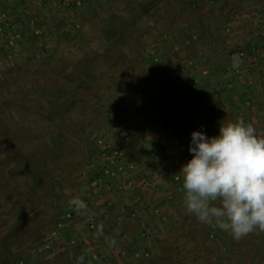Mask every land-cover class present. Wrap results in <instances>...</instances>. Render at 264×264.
Segmentation results:
<instances>
[{
	"label": "rangeland",
	"instance_id": "374dc122",
	"mask_svg": "<svg viewBox=\"0 0 264 264\" xmlns=\"http://www.w3.org/2000/svg\"><path fill=\"white\" fill-rule=\"evenodd\" d=\"M238 118L264 135V0H0V264H264L183 198Z\"/></svg>",
	"mask_w": 264,
	"mask_h": 264
},
{
	"label": "clouds",
	"instance_id": "9594fccd",
	"mask_svg": "<svg viewBox=\"0 0 264 264\" xmlns=\"http://www.w3.org/2000/svg\"><path fill=\"white\" fill-rule=\"evenodd\" d=\"M188 151L180 170L187 213L237 241L264 232V135L253 123L238 118L213 136L193 130ZM69 203L87 208L79 197ZM83 261L77 257V264Z\"/></svg>",
	"mask_w": 264,
	"mask_h": 264
},
{
	"label": "trees",
	"instance_id": "16d2710c",
	"mask_svg": "<svg viewBox=\"0 0 264 264\" xmlns=\"http://www.w3.org/2000/svg\"><path fill=\"white\" fill-rule=\"evenodd\" d=\"M114 1V3H115V0H113ZM145 6V5H144ZM146 7V6H145ZM144 10V9H143ZM131 23H122L121 24V26H120V28L118 29V31H117V36L118 37H120L121 38V35H123V37H124V35H125V32H124V30L126 29V27H128V25H130ZM117 36L116 35H114V38H117ZM110 46V44L108 45V47ZM91 64H89V63H85L84 64V66L81 68V75H84V76H81L82 77V80H83V78H85L86 79V77H85V75H87L89 72L91 73ZM5 150H7V149H5Z\"/></svg>",
	"mask_w": 264,
	"mask_h": 264
}]
</instances>
